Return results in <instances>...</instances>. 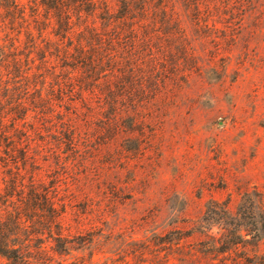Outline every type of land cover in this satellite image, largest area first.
I'll list each match as a JSON object with an SVG mask.
<instances>
[{
    "label": "trees",
    "instance_id": "obj_1",
    "mask_svg": "<svg viewBox=\"0 0 264 264\" xmlns=\"http://www.w3.org/2000/svg\"><path fill=\"white\" fill-rule=\"evenodd\" d=\"M240 1L0 0V264H40L48 251L85 250L88 264H97L92 248L111 235L77 228L70 237V200L61 194V174L47 180L49 156L65 173L63 147L74 168L89 133L81 124L137 121L149 94L154 100L177 78L180 61L195 58L181 13L196 30L216 31L213 14ZM263 238L264 197L252 190L234 211L210 201L193 228L149 236L136 257L143 263L150 255V264H264L257 250Z\"/></svg>",
    "mask_w": 264,
    "mask_h": 264
},
{
    "label": "rangeland",
    "instance_id": "obj_2",
    "mask_svg": "<svg viewBox=\"0 0 264 264\" xmlns=\"http://www.w3.org/2000/svg\"><path fill=\"white\" fill-rule=\"evenodd\" d=\"M247 1L213 14L216 31L196 30L181 13L195 58L179 60L177 78L154 100L149 94L137 121L81 124L89 133L74 168L65 147V173L49 156L47 180L61 174V194L70 200V237L77 228L111 235L92 248L93 262L150 264V255L143 263L136 257L149 236L193 228L210 201L234 211L244 192L264 197V0H249L255 8ZM257 250L264 252V238ZM40 258L88 264L89 254Z\"/></svg>",
    "mask_w": 264,
    "mask_h": 264
}]
</instances>
